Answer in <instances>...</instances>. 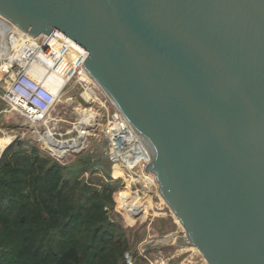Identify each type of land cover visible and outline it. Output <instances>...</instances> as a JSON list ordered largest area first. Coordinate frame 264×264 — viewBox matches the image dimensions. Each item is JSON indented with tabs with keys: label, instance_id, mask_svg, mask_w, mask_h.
Wrapping results in <instances>:
<instances>
[{
	"label": "water",
	"instance_id": "95a60500",
	"mask_svg": "<svg viewBox=\"0 0 264 264\" xmlns=\"http://www.w3.org/2000/svg\"><path fill=\"white\" fill-rule=\"evenodd\" d=\"M0 15L83 48L80 68L147 151L150 263L195 248L264 264V0H0Z\"/></svg>",
	"mask_w": 264,
	"mask_h": 264
},
{
	"label": "trees",
	"instance_id": "16d2710c",
	"mask_svg": "<svg viewBox=\"0 0 264 264\" xmlns=\"http://www.w3.org/2000/svg\"><path fill=\"white\" fill-rule=\"evenodd\" d=\"M108 168L99 177L85 158L65 165L21 143L1 159L0 264H125V232L110 213L128 194Z\"/></svg>",
	"mask_w": 264,
	"mask_h": 264
},
{
	"label": "built area",
	"instance_id": "2783aa9c",
	"mask_svg": "<svg viewBox=\"0 0 264 264\" xmlns=\"http://www.w3.org/2000/svg\"><path fill=\"white\" fill-rule=\"evenodd\" d=\"M54 41L55 39L52 37H45L41 43L37 40L34 44H30L29 42L19 44L15 42L13 48H9L10 46L8 47V50L4 52V56H2L3 58H0L1 61H4L0 70L3 67H6L8 70L1 87L4 91V97L2 99L20 118L28 121L31 127L34 126L32 122L35 121L37 122L39 131H45L48 126H50L51 122H56V120L62 121L61 117H59V119L50 117L51 113L54 112L51 110L54 100H56L54 99V94L44 86L50 74L56 76L69 75L68 78H65V84L60 90V96H58L60 99L78 86L82 89L80 97L83 102H85L82 93L87 89L89 92L92 91L95 97L93 98L91 96V105L85 103L94 108L92 104L98 102L100 109H95L98 111V115L92 118L89 128L96 129L99 126L97 124L99 121L97 120L103 118L106 113V119H104L105 123L101 128L102 136L107 145L104 150V157L113 158L120 167L128 166L137 156L142 157L134 162V170H132V168H127L121 171L114 164V170L121 174V177L118 179L123 180L127 178L126 182H128V185L124 188L125 191L131 193V196L135 195L137 197L139 194L138 186L143 187L145 184L149 185L148 180L138 176V174L146 173L145 167L149 161L147 151L145 150V152L142 149L144 147L139 139L115 109L112 102L100 91V89L92 82L87 83L79 79L81 74L80 67L85 59H83L81 66H79V58L83 56L81 47L70 38L68 39L66 37L63 38L61 47L55 49ZM8 64L11 66H8ZM36 71L38 72L36 73ZM67 100V103L72 102V98H68ZM66 118H68L69 121L75 119L72 130L62 134L56 132L58 130L55 128H51L54 134L53 137H57V135L67 138L68 136H79V129L77 127L80 125L76 118L73 116ZM66 118L64 120H66ZM75 125H77V127H75ZM71 150L68 149L62 152L76 153L80 149L78 151ZM1 154L2 151H0V160ZM145 157H147L148 160ZM141 181L144 184H141ZM152 185L154 186L155 183H152ZM132 187L134 189H132ZM125 258L130 262L128 255H126Z\"/></svg>",
	"mask_w": 264,
	"mask_h": 264
},
{
	"label": "rangeland",
	"instance_id": "374dc122",
	"mask_svg": "<svg viewBox=\"0 0 264 264\" xmlns=\"http://www.w3.org/2000/svg\"><path fill=\"white\" fill-rule=\"evenodd\" d=\"M5 30L6 28L0 23V58H3L2 56H4L3 54L8 50L9 46V48H13L15 46V42H12V39L15 37V35H9V37L3 36ZM3 62L4 61L0 60V67L3 66ZM8 66L11 65L8 64ZM7 73L8 70L6 69V67H3L0 70V151H2V164L8 160L9 155L14 153L18 148V144L21 143L23 147L27 149L36 147L47 154L49 157L55 158L59 163L65 165L74 163L77 159L85 158L87 159V161L95 163L97 168L101 170L96 173V175L99 177H104V174L109 171L108 167L112 166V168L114 169V163L110 161L113 158L105 159L104 157V150L106 149L107 145L102 136L101 128L105 123L104 119H106V113L104 114L103 118L97 120L99 121L97 123L99 126L96 129H91L89 128V126L81 129L83 133H79V135L83 137L85 136V134L90 133L86 137L85 144H83L84 139H79V145L75 144L71 146L69 144V147L67 145L70 150L72 149L71 151H78V148L80 146H83L78 152H59L58 150L64 151L63 147H65V143L67 142V140L59 142L56 141L52 144H49L47 141H39L37 139H33L30 133V123L20 118L16 114V112L12 111L7 106L6 102L2 99L4 97V91L1 87L4 83V79ZM57 82L58 80H55V84ZM81 92L82 89L78 86L74 90L68 92L67 95H65L61 99V103L57 104L56 111L52 112L50 117L59 119L63 108H65V112H67L71 110L72 106H75L77 104L87 107L88 105L83 102L80 97ZM83 96L85 97V93L83 94ZM68 98H72V102L67 103L66 101H68ZM92 106L94 107V109H100V107L98 106V102H95L94 104H92ZM84 110L89 112L88 119L91 120L93 112L89 111L88 108H84ZM74 121L75 119L69 121L68 118H66V120H62L61 122L59 120H56V122H51L49 128H55L56 130H58L56 132L64 134L72 130ZM43 144H46L48 147L56 150L57 152L49 149L46 145ZM134 169L135 166L133 165L132 170ZM126 179L127 178L123 180L116 179L114 180L113 185H118L120 189H124L128 185ZM140 183L144 184L142 181ZM132 189L134 188L132 187ZM138 189L139 194L137 197L135 195L131 196V193L126 192L124 189L125 193L128 194V198L124 203L119 205L117 208H115L114 211L110 213V218L117 224H119L121 229H123L125 232V239L128 244V250L126 251L125 256L128 255L130 258V262L126 259L125 264H159L158 261H154L153 263H150L148 261L137 234V228L139 224L146 225L152 218V215L148 210V207L146 206V200L149 197H155V200L160 199L158 196V192L156 191L157 184L155 183L154 186L145 184V186L143 187L138 186ZM202 259L203 258L200 254L190 251L173 264H203Z\"/></svg>",
	"mask_w": 264,
	"mask_h": 264
},
{
	"label": "bare ground",
	"instance_id": "6f19581e",
	"mask_svg": "<svg viewBox=\"0 0 264 264\" xmlns=\"http://www.w3.org/2000/svg\"><path fill=\"white\" fill-rule=\"evenodd\" d=\"M0 23L6 28V30L4 31V34L3 36H6V37H9V35H15V37L12 39V42H17V43H23V42H29L30 44H34L36 39H34L33 37H31L30 35L24 33L23 31H21L20 29H18L16 26H14L12 23H10L8 20H6L5 18H3L1 15H0ZM46 37H52L55 39L54 43H55V49H59L61 47V42L63 41V38H66L67 36H65L64 34H62L61 32L59 31H56L54 30L52 32V34L50 36H46ZM68 38V37H67ZM69 39V38H68ZM82 49V57L79 58V66H81V63L83 61V59L87 56V52L83 49ZM81 74H80V80H83L87 83H91L92 80L88 77V75L84 72L83 69H81ZM83 70V71H82ZM38 71H36L37 73ZM69 75L66 74V75H62V76H56L54 74H50V76L48 77V79L45 81V87L54 94L56 100H54V104L52 105V110L51 111H56V107H57V104L61 103V99L58 97L60 96L59 93H60V90L63 88L64 84H65V78H68ZM55 80H58V82L55 84ZM93 83V82H92ZM85 93V97L83 96V94ZM87 94V95H86ZM91 96L94 98L95 95L94 93L91 91L89 92V90L87 89L85 92L82 93V97L85 99V102L86 103H91L90 99H91ZM93 101V100H92ZM56 102V104H55ZM55 105V106H54ZM91 105V104H90ZM84 106L80 105V104H77L75 106H72L71 110L70 111H67L65 112V108H63V111L61 112L60 114V117L62 120H64L66 117H68L69 115L70 116H73L76 118V120L78 121V124L80 125L79 127H77V125H75V127H77L79 129V133H83L81 129L87 127V126H90V122L92 120V118L96 117L98 115V111H96L94 108L88 106V107H84L85 109L88 108L89 111H92V118L91 120L88 119V111L84 110V108H82ZM32 124L34 126L31 127V136L33 137V139H37L39 141H47L49 144H52L54 142H59V141H66L67 142L65 143V147L64 150H68L69 148V144L71 146L77 144L79 145V139H84V142L83 144H85L86 142V136H88L90 133H87L85 134V136H77V137H71V136H68L67 137H60L59 135H57V137H53L54 134H53V130L51 128H47V130L45 131H39L38 127H37V122H32ZM93 129V128H92ZM81 130V132H80ZM5 141V140H4ZM68 145V147H67ZM83 146H80L78 149H81ZM50 148V147H48ZM66 148V149H65ZM52 149V148H51ZM144 151H145V148H142ZM54 150V149H53ZM56 151V150H55ZM59 152H62L60 150H58ZM146 152V151H145ZM63 153V152H62ZM148 154V153H147ZM116 175H117V178L121 177V174L120 173H117L116 172ZM139 177H143V179H146L149 181V185H152V183H155V180H154V177L152 175H147L146 173H142V174H138ZM157 191V190H156ZM159 196V194H158ZM160 198V196H159ZM197 254H199V252L194 248L193 250H191ZM202 262L203 264H207L205 262L204 259H202Z\"/></svg>",
	"mask_w": 264,
	"mask_h": 264
}]
</instances>
